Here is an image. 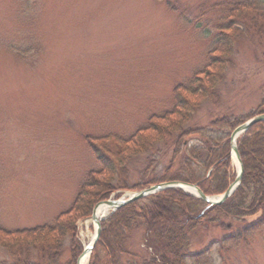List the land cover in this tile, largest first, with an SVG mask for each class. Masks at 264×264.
<instances>
[{
    "label": "rangeland",
    "instance_id": "rangeland-1",
    "mask_svg": "<svg viewBox=\"0 0 264 264\" xmlns=\"http://www.w3.org/2000/svg\"><path fill=\"white\" fill-rule=\"evenodd\" d=\"M241 1L0 0V225L9 232L42 227L70 210L88 173L102 169L88 139H127L169 112L174 89L201 71L216 47L225 10L215 5ZM232 61L215 96L185 131L229 138L233 130L211 123L246 122L263 104L264 45L240 36ZM181 136L131 159L128 185L160 180L179 164L173 157ZM182 140L183 154L203 144L196 133ZM92 215L79 223L84 248L97 233ZM223 220L228 230L208 225L191 233L190 255L210 251L211 264H264V227L239 242L231 239L255 217ZM129 241L140 261L151 258L143 233ZM1 259L11 257L0 248Z\"/></svg>",
    "mask_w": 264,
    "mask_h": 264
},
{
    "label": "trees",
    "instance_id": "trees-1",
    "mask_svg": "<svg viewBox=\"0 0 264 264\" xmlns=\"http://www.w3.org/2000/svg\"><path fill=\"white\" fill-rule=\"evenodd\" d=\"M215 7L225 10L224 22L216 27V47L208 53V64L186 84L174 89L173 108L150 118L146 129L127 139L117 135L89 138L102 169L88 173L72 208L56 217L53 224L10 232L0 225V248L11 257L10 261L1 259L0 264H77L84 251L79 239L80 221L91 217L98 203L108 201L118 191H140L151 184L178 181L197 184L208 196L226 192L237 176L231 160L230 138L213 135L205 129L187 132L184 128L223 84L240 36L247 34L264 45V0H243ZM262 114L264 101L249 118ZM243 123L225 118L214 120L210 126L220 131L234 130ZM192 133L198 134L203 144L183 154L182 138ZM176 134L182 136L174 150L173 160L180 162L173 163L175 169L173 166L167 169L160 180L151 179L130 187L126 181L128 162L140 154H148L157 144L169 142ZM109 143L115 153L111 152ZM238 148L245 171L241 185L227 202L210 206L173 189L130 203L102 223V233L89 264H188L189 258L192 264H211L210 251L190 255L192 232L208 225L228 230L223 219L243 222L255 217L249 226L230 237L239 242L248 233L264 227V122L249 130L238 142ZM135 232L143 233V245L151 251L150 259L140 261L131 252L129 240Z\"/></svg>",
    "mask_w": 264,
    "mask_h": 264
},
{
    "label": "water",
    "instance_id": "water-1",
    "mask_svg": "<svg viewBox=\"0 0 264 264\" xmlns=\"http://www.w3.org/2000/svg\"><path fill=\"white\" fill-rule=\"evenodd\" d=\"M264 122V114L263 115H258L255 118H252L250 120H248L246 123L236 127V129L231 133L230 135V148L232 149V152L235 153L236 158L239 160L240 163V171L238 173V177L235 179V182H233L228 189L226 190V192L220 196L215 198V200H212V197L205 195L200 187L198 185H191L188 183H180L178 181H173V182H165L162 184H157V185H153L150 188L141 190L139 193H136L132 196H130L129 198H125V199H119V201H115V200H108L105 202H100L97 204V206L94 208L93 211V215H92V220L95 221V223L97 224V233L95 238L92 241V244L88 247L85 248L84 252L82 253L81 257L77 260V264H82L83 259L88 255V253L91 255L93 254V250L95 249L96 245L98 244V240L101 236L102 233V222L105 221L106 218H101L98 219L96 217V211L97 208L101 205H105V206H109L111 209H113L112 213L119 211V209H121L122 207H125L127 205H130V203H135V202H140V200L146 199L148 197H151V195L154 194H158V193H162V191H167V190H173V189H180L183 192H186L184 190V186H190L192 188H196V194L193 195L194 197H198L200 198L205 204H209L211 206H217V205H223L226 201H228V199L230 197H232L237 189L239 188V186L242 183V179H243V175H244V169H243V163H242V159L240 157V153H239V148H237V143L238 141L245 135L247 134V132L249 130H251L253 127H255V125H258V123H262ZM111 213V214H112ZM230 227V225H229Z\"/></svg>",
    "mask_w": 264,
    "mask_h": 264
},
{
    "label": "bare ground",
    "instance_id": "bare-ground-1",
    "mask_svg": "<svg viewBox=\"0 0 264 264\" xmlns=\"http://www.w3.org/2000/svg\"><path fill=\"white\" fill-rule=\"evenodd\" d=\"M232 160H233V164L235 165V167L237 168L238 171H240V163H239V160L236 158V155L235 153L232 154ZM184 190L188 193V194H192V195H195L196 194V188H192L190 186H184L183 187ZM212 200H215L214 197H212ZM113 209H111L109 206H105V205H101L97 208V211H96V217L98 219L100 218H103V217H106L108 215V213L110 211H112ZM92 244V243H91ZM90 244V245H91ZM89 245V246H90ZM88 246V247H89ZM89 259H90V254L88 253V255L83 259V262L82 264H88L89 262Z\"/></svg>",
    "mask_w": 264,
    "mask_h": 264
}]
</instances>
